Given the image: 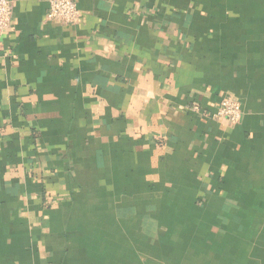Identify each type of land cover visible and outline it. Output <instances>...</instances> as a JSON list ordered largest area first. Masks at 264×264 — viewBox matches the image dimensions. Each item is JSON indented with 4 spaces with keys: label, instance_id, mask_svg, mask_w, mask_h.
Wrapping results in <instances>:
<instances>
[{
    "label": "crops",
    "instance_id": "1",
    "mask_svg": "<svg viewBox=\"0 0 264 264\" xmlns=\"http://www.w3.org/2000/svg\"><path fill=\"white\" fill-rule=\"evenodd\" d=\"M8 2L0 264H264V0Z\"/></svg>",
    "mask_w": 264,
    "mask_h": 264
},
{
    "label": "built area",
    "instance_id": "2",
    "mask_svg": "<svg viewBox=\"0 0 264 264\" xmlns=\"http://www.w3.org/2000/svg\"><path fill=\"white\" fill-rule=\"evenodd\" d=\"M78 16V10L73 0H49L47 18L57 20L62 24H72ZM12 18V8L8 0H0V37L9 28ZM215 119H226L232 125L237 124L242 117V107L233 97L223 98L212 114Z\"/></svg>",
    "mask_w": 264,
    "mask_h": 264
}]
</instances>
